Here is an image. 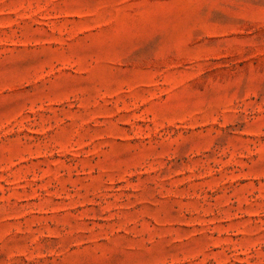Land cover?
<instances>
[{
	"label": "rangeland",
	"instance_id": "obj_1",
	"mask_svg": "<svg viewBox=\"0 0 264 264\" xmlns=\"http://www.w3.org/2000/svg\"><path fill=\"white\" fill-rule=\"evenodd\" d=\"M0 264H264V0H0Z\"/></svg>",
	"mask_w": 264,
	"mask_h": 264
}]
</instances>
